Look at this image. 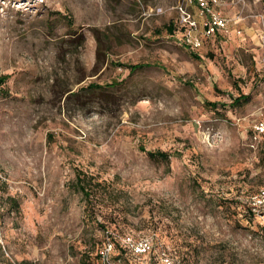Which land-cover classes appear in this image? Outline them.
<instances>
[{"label":"rangeland","instance_id":"obj_1","mask_svg":"<svg viewBox=\"0 0 264 264\" xmlns=\"http://www.w3.org/2000/svg\"><path fill=\"white\" fill-rule=\"evenodd\" d=\"M184 2L0 0V264H264V0Z\"/></svg>","mask_w":264,"mask_h":264},{"label":"built area","instance_id":"obj_2","mask_svg":"<svg viewBox=\"0 0 264 264\" xmlns=\"http://www.w3.org/2000/svg\"><path fill=\"white\" fill-rule=\"evenodd\" d=\"M216 3L217 0H186V2L177 5V10L180 12L181 24L184 28L183 41L188 47L199 49L202 46V40L194 33L197 25L196 17L195 13L189 9V6L195 4L198 8L199 15L207 17L203 25L206 34L210 35L221 27H225V20L211 8ZM256 128L260 132H264V121L259 122ZM111 247L109 244V248Z\"/></svg>","mask_w":264,"mask_h":264},{"label":"trees","instance_id":"obj_3","mask_svg":"<svg viewBox=\"0 0 264 264\" xmlns=\"http://www.w3.org/2000/svg\"><path fill=\"white\" fill-rule=\"evenodd\" d=\"M168 31L170 33H172L174 31V27L170 24L168 25ZM131 70H135L137 68L143 67L141 64H133V65H129ZM8 75H0V92L2 91V85L6 82V80L8 79ZM249 100V96L248 95H240L239 97L235 98L233 101V106H238L241 105L245 102H247ZM148 155L153 158V159H157V160H161L164 162H169L170 158L174 155H178V154H172V153H168L166 151H161V150H157V151H148L147 152ZM81 184V183H80ZM81 191L83 193H85L86 195H89V192L85 189V186L83 184H81Z\"/></svg>","mask_w":264,"mask_h":264}]
</instances>
